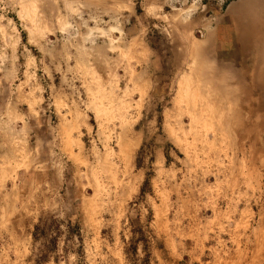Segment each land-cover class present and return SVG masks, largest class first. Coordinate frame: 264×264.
<instances>
[{
  "label": "rangeland",
  "instance_id": "374dc122",
  "mask_svg": "<svg viewBox=\"0 0 264 264\" xmlns=\"http://www.w3.org/2000/svg\"><path fill=\"white\" fill-rule=\"evenodd\" d=\"M0 264H264V0H0Z\"/></svg>",
  "mask_w": 264,
  "mask_h": 264
},
{
  "label": "trees",
  "instance_id": "16d2710c",
  "mask_svg": "<svg viewBox=\"0 0 264 264\" xmlns=\"http://www.w3.org/2000/svg\"><path fill=\"white\" fill-rule=\"evenodd\" d=\"M68 229H70V226H67ZM48 230V227L45 226V224L40 220L39 223L34 227V234H33V239L37 240V239H41L42 237H44L45 231ZM70 233L73 232V230H69ZM78 235V234H77ZM55 240L56 238L52 239L53 245H55ZM52 249H55L54 246L51 247Z\"/></svg>",
  "mask_w": 264,
  "mask_h": 264
}]
</instances>
